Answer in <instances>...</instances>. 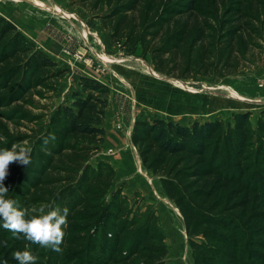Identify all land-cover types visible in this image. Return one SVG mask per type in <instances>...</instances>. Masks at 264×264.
<instances>
[{
  "label": "rangeland",
  "instance_id": "374dc122",
  "mask_svg": "<svg viewBox=\"0 0 264 264\" xmlns=\"http://www.w3.org/2000/svg\"><path fill=\"white\" fill-rule=\"evenodd\" d=\"M131 1L136 0H121L120 4ZM231 1H242L244 10L258 14L255 27L262 39L257 43L260 48L248 56L249 67L231 75L212 70L209 76L192 69L182 78L185 64L181 60L170 62L165 56L153 54L164 48L165 41L159 33L139 41L138 34L131 32L133 20L143 19L142 12H125L127 19L115 32L116 19L103 23L97 15L104 11H92L91 5H82L80 0H0V16L53 59L57 70L64 71L60 79L36 86L16 101H8L13 90L0 93L7 101L0 105V150L10 149L13 144L31 149L28 166L10 165L4 181L9 189L6 198L15 200L19 209L27 210L26 218L40 215L42 205L47 206L45 214L54 208L69 210L62 252L41 248L23 236H0V264L14 261L13 253L19 250L31 251L37 257L36 264H194L178 209L167 198L159 177L142 167L130 138L138 120L163 119L187 126L213 121L226 124L233 114L243 113L249 115V125L255 130L264 108V0H197V4L200 8L208 5L211 10L221 9L223 13L225 4ZM139 2L136 11H145L150 2L158 5L160 16L162 10L177 1ZM113 5H117V0ZM218 35V31H213L206 43L215 44ZM157 64L165 73L155 70ZM82 77L109 89L102 124L104 142L85 164L91 178H95L102 163L108 165L113 176L109 188L100 196L85 194V202L80 203L64 194L75 177L71 180L62 172L66 159L49 152L42 138L57 107L68 106L72 93L81 92ZM252 147L246 156L252 153ZM249 160L250 156L246 164ZM100 172L103 177L107 175L103 168ZM78 174L81 176L82 171ZM92 184V189L100 188ZM115 195L122 199L115 204L118 210L113 209ZM97 221L95 243L92 229ZM2 223L0 235L11 233ZM147 228L154 240L145 242Z\"/></svg>",
  "mask_w": 264,
  "mask_h": 264
},
{
  "label": "trees",
  "instance_id": "16d2710c",
  "mask_svg": "<svg viewBox=\"0 0 264 264\" xmlns=\"http://www.w3.org/2000/svg\"><path fill=\"white\" fill-rule=\"evenodd\" d=\"M120 1L115 7L114 0L80 3L91 5L92 11H104L101 16L96 14L103 23L116 19L115 32L127 19L125 12H142L143 19L133 20L131 32L138 34L139 41L159 33L164 38V48L153 54L165 56L170 62L181 60L185 64L182 78L192 69L207 76L213 71L234 74L249 67L248 56L260 48L257 43L262 35L255 27L258 14L244 10L242 1L225 4L221 13V9L211 10L208 5L200 8L197 0H176L160 16L156 4L149 2L145 11H136L139 0L127 5ZM213 31L219 32L218 41L206 43ZM160 65L155 70L165 73ZM63 74L53 59L37 50L14 24L0 16V93L13 90L8 101H16L32 88L58 80ZM80 86L81 92L72 93L68 106L57 107L42 140L48 139L49 152L66 159L62 172L71 180L75 177L64 194L81 203L86 200L85 194L100 196L108 189L113 173L102 163L98 165V175L91 178L85 164L104 142L102 124L109 89L86 77L80 79ZM4 96L0 95V105L7 103ZM130 140L142 167L159 177L167 198L178 209L194 264H264V108L255 130L249 125L247 113L233 114L226 124L213 121L187 126L163 119L138 120L133 124ZM251 146L254 149L246 156ZM102 168L107 171L104 177ZM93 179L96 181L92 184ZM91 184L100 188L92 189ZM118 196L113 198L114 210L119 209L115 204L122 200ZM98 226L99 221L92 229L95 243ZM0 236L15 238L7 232ZM143 236L145 242L154 240L148 228Z\"/></svg>",
  "mask_w": 264,
  "mask_h": 264
},
{
  "label": "clouds",
  "instance_id": "9594fccd",
  "mask_svg": "<svg viewBox=\"0 0 264 264\" xmlns=\"http://www.w3.org/2000/svg\"><path fill=\"white\" fill-rule=\"evenodd\" d=\"M47 143L48 139L44 138V144L47 145ZM13 163L28 166L31 163V149L23 144H13L10 149L0 150V221L3 222L2 227L16 238L23 236L24 239L41 248L57 253L62 252L64 229L68 226V208L63 210L54 208L45 214L47 206L42 205L39 208L40 215L26 218L27 210L19 209L15 200L6 198L9 189L5 187L4 181ZM13 258L18 264H36L37 261V257L28 250L14 252Z\"/></svg>",
  "mask_w": 264,
  "mask_h": 264
}]
</instances>
